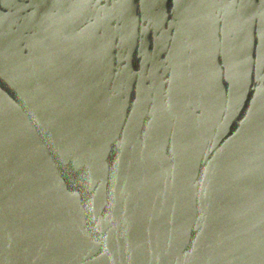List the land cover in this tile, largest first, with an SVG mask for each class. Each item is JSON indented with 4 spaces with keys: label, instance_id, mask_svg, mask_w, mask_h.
<instances>
[{
    "label": "water",
    "instance_id": "95a60500",
    "mask_svg": "<svg viewBox=\"0 0 264 264\" xmlns=\"http://www.w3.org/2000/svg\"><path fill=\"white\" fill-rule=\"evenodd\" d=\"M0 264H264V0H0Z\"/></svg>",
    "mask_w": 264,
    "mask_h": 264
}]
</instances>
